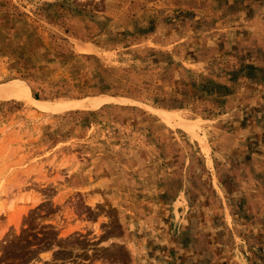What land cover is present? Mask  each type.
<instances>
[{"label": "rangeland", "instance_id": "obj_1", "mask_svg": "<svg viewBox=\"0 0 264 264\" xmlns=\"http://www.w3.org/2000/svg\"><path fill=\"white\" fill-rule=\"evenodd\" d=\"M7 82L46 109L0 98V264L264 245V0H0Z\"/></svg>", "mask_w": 264, "mask_h": 264}, {"label": "bare ground", "instance_id": "obj_2", "mask_svg": "<svg viewBox=\"0 0 264 264\" xmlns=\"http://www.w3.org/2000/svg\"><path fill=\"white\" fill-rule=\"evenodd\" d=\"M19 95H22L24 98L28 99L32 103L36 105V107L39 110H45L46 106L39 102L33 100L26 87L18 82H7L3 85L0 86V98H9V97H18ZM119 99H114L110 97H102V98H90V99H84V100H72L64 105H61L59 108L60 109H80V110H88V109H93L99 104L102 103H108V102H119ZM164 114V113H163ZM166 115V114H165ZM164 115V116H165ZM183 123V122H181ZM184 124V123H183ZM186 127V125L184 124ZM182 126V127H184ZM184 127V128H185Z\"/></svg>", "mask_w": 264, "mask_h": 264}, {"label": "crops", "instance_id": "obj_3", "mask_svg": "<svg viewBox=\"0 0 264 264\" xmlns=\"http://www.w3.org/2000/svg\"><path fill=\"white\" fill-rule=\"evenodd\" d=\"M253 232L254 234H252L251 236H255L256 238H258V232H256V230ZM263 233L264 230L261 232V234ZM249 251H250V261H249L250 264H264V245L262 244V242L260 243L251 242ZM251 257H253L254 259H252ZM175 264H179V263H175ZM236 264H246V260L239 259V262H237Z\"/></svg>", "mask_w": 264, "mask_h": 264}]
</instances>
